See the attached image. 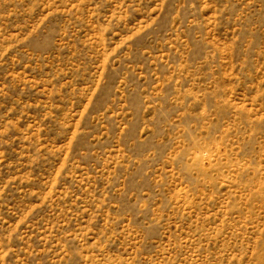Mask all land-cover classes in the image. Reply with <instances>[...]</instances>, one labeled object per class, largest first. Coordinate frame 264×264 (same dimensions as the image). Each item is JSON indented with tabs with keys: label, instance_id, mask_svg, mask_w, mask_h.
<instances>
[{
	"label": "rangeland",
	"instance_id": "374dc122",
	"mask_svg": "<svg viewBox=\"0 0 264 264\" xmlns=\"http://www.w3.org/2000/svg\"><path fill=\"white\" fill-rule=\"evenodd\" d=\"M0 264H264V0H0Z\"/></svg>",
	"mask_w": 264,
	"mask_h": 264
}]
</instances>
